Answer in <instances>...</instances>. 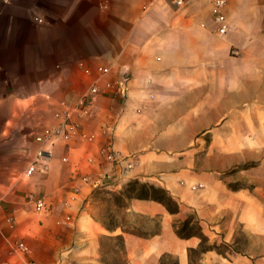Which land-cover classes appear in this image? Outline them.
<instances>
[{
  "label": "crops",
  "instance_id": "1",
  "mask_svg": "<svg viewBox=\"0 0 264 264\" xmlns=\"http://www.w3.org/2000/svg\"><path fill=\"white\" fill-rule=\"evenodd\" d=\"M183 1L0 0V264H104V236L126 264H190L187 211L215 245L201 264H264V0H225L223 34L210 0ZM93 79L77 133L37 142ZM40 149L48 169L19 178ZM135 180L179 207L129 198L126 215L156 219L147 234L95 216Z\"/></svg>",
  "mask_w": 264,
  "mask_h": 264
},
{
  "label": "built area",
  "instance_id": "2",
  "mask_svg": "<svg viewBox=\"0 0 264 264\" xmlns=\"http://www.w3.org/2000/svg\"><path fill=\"white\" fill-rule=\"evenodd\" d=\"M170 2L176 5H181L184 1L170 0ZM210 3L214 21L217 24L216 30L218 33L223 34L227 30L226 16L224 13L225 0H210ZM38 20L41 21L42 19ZM262 40H264V35H262ZM98 70L99 74H104L108 69L105 67H100ZM83 71L88 74L90 72L89 68L87 67H83ZM125 80L126 78L124 79V81ZM99 92L100 87L98 85V79H93L87 89H85L78 96L75 104H73L72 106H68L66 103H62V106L64 107V116L61 124L54 128L46 129L41 135H35L34 139L40 143H50L58 136L62 137L64 140H67L72 134L77 133V126L74 121H72V116H85L90 114L93 111L94 102ZM107 155L108 158H116V155L114 153L109 152ZM48 157L49 151L43 149L38 150L28 167L22 172L18 173L17 176L19 178H23L29 176L35 171H46L48 169ZM122 161L124 162V169H129L132 166L130 158L128 156L122 157ZM35 208L37 210H41L42 208H44V201L42 198L35 199ZM18 245L21 248L25 249L23 243L20 242Z\"/></svg>",
  "mask_w": 264,
  "mask_h": 264
},
{
  "label": "rangeland",
  "instance_id": "3",
  "mask_svg": "<svg viewBox=\"0 0 264 264\" xmlns=\"http://www.w3.org/2000/svg\"><path fill=\"white\" fill-rule=\"evenodd\" d=\"M131 195L126 190V186L118 194H112V197H109L107 201H103L98 205L96 209V218L105 223L108 226H114L116 224H123L127 230H131L138 234H147L156 229L157 221L156 219L148 220L144 217L139 216H130L126 215L123 210V206L126 204L128 198L127 196ZM186 218L188 221L187 233L197 232L196 220L194 219L191 212H186ZM138 223V227L132 226L130 223ZM183 221V220H182ZM178 222V227L181 228V222ZM144 227V228H142ZM147 229V230H146ZM100 243L102 247L101 258L104 264H126L124 252L122 250L121 239L118 237H109L104 236L100 237ZM207 246V244H204ZM225 247L220 245L217 247V250L224 251ZM192 264H201L199 262V251H194L190 253ZM174 258L172 256H165L162 261V264H172Z\"/></svg>",
  "mask_w": 264,
  "mask_h": 264
},
{
  "label": "trees",
  "instance_id": "4",
  "mask_svg": "<svg viewBox=\"0 0 264 264\" xmlns=\"http://www.w3.org/2000/svg\"><path fill=\"white\" fill-rule=\"evenodd\" d=\"M126 190L128 193H131V195L127 196L128 199L132 197L153 199L158 202H161L166 207V209L172 213L179 211L177 202L167 193L165 189L161 187L142 184L139 181L135 180V181L128 183V185L126 186ZM181 224H182L181 228H179L178 223L177 222L174 223L175 233L179 237L184 238L188 236H197L200 238V247L197 249L188 250V257L190 259V264H192L191 255H190L191 252L199 251L201 254L202 252H205L206 250H211L215 248V245L208 244V239L201 232L197 221H196L197 232H194V233H187V230L189 229L187 219H184L181 222ZM118 238L121 239L120 237ZM204 244H207V246H204ZM164 258L165 256L162 257V261ZM162 261L160 262V264H162ZM172 264H178L175 258Z\"/></svg>",
  "mask_w": 264,
  "mask_h": 264
}]
</instances>
